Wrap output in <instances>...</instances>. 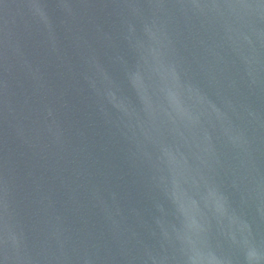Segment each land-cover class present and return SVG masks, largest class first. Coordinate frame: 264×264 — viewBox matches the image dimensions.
Listing matches in <instances>:
<instances>
[{"label":"water","instance_id":"1","mask_svg":"<svg viewBox=\"0 0 264 264\" xmlns=\"http://www.w3.org/2000/svg\"><path fill=\"white\" fill-rule=\"evenodd\" d=\"M0 264H264V0H0Z\"/></svg>","mask_w":264,"mask_h":264}]
</instances>
